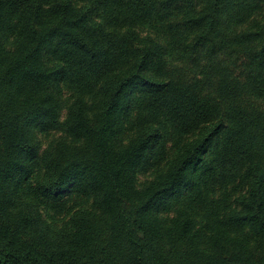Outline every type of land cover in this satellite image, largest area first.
<instances>
[{
    "label": "trees",
    "instance_id": "trees-1",
    "mask_svg": "<svg viewBox=\"0 0 264 264\" xmlns=\"http://www.w3.org/2000/svg\"><path fill=\"white\" fill-rule=\"evenodd\" d=\"M0 264H264V0H0Z\"/></svg>",
    "mask_w": 264,
    "mask_h": 264
},
{
    "label": "rangeland",
    "instance_id": "rangeland-1",
    "mask_svg": "<svg viewBox=\"0 0 264 264\" xmlns=\"http://www.w3.org/2000/svg\"><path fill=\"white\" fill-rule=\"evenodd\" d=\"M43 138L45 139V136Z\"/></svg>",
    "mask_w": 264,
    "mask_h": 264
}]
</instances>
